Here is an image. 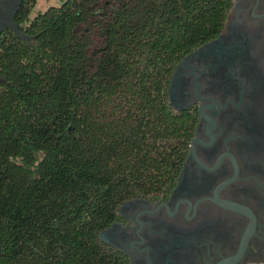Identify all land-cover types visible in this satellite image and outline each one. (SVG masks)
<instances>
[{"label":"trees","instance_id":"16d2710c","mask_svg":"<svg viewBox=\"0 0 264 264\" xmlns=\"http://www.w3.org/2000/svg\"><path fill=\"white\" fill-rule=\"evenodd\" d=\"M0 45V264H112L117 204L169 189L187 120L172 66L231 0H61Z\"/></svg>","mask_w":264,"mask_h":264},{"label":"flooded vegetation","instance_id":"af4514ba","mask_svg":"<svg viewBox=\"0 0 264 264\" xmlns=\"http://www.w3.org/2000/svg\"><path fill=\"white\" fill-rule=\"evenodd\" d=\"M26 0H0V45L27 38ZM187 120L172 186L121 200L98 231L112 264H264V0H231L220 31L175 60Z\"/></svg>","mask_w":264,"mask_h":264},{"label":"rangeland","instance_id":"374dc122","mask_svg":"<svg viewBox=\"0 0 264 264\" xmlns=\"http://www.w3.org/2000/svg\"><path fill=\"white\" fill-rule=\"evenodd\" d=\"M61 0H34L33 5L29 9L28 17H32L37 10H44L49 5H56Z\"/></svg>","mask_w":264,"mask_h":264}]
</instances>
